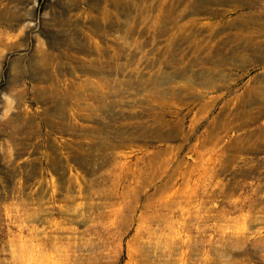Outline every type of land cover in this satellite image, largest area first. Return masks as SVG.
I'll list each match as a JSON object with an SVG mask.
<instances>
[{"label": "rangeland", "instance_id": "rangeland-1", "mask_svg": "<svg viewBox=\"0 0 264 264\" xmlns=\"http://www.w3.org/2000/svg\"><path fill=\"white\" fill-rule=\"evenodd\" d=\"M5 92L0 264H264V0H0Z\"/></svg>", "mask_w": 264, "mask_h": 264}, {"label": "bare ground", "instance_id": "bare-ground-1", "mask_svg": "<svg viewBox=\"0 0 264 264\" xmlns=\"http://www.w3.org/2000/svg\"><path fill=\"white\" fill-rule=\"evenodd\" d=\"M115 1H117V0H115ZM127 2V1H126ZM117 4V3H116ZM120 5V4H119ZM119 8L121 9H123L124 11H126V15H128V17L130 18L131 17V15H132V13H131V8L130 7H127V6H119ZM163 6H161V12H162V10H163ZM119 9V10H120ZM150 11V13H151V10H146V11H143L142 12V19H140L139 21L141 22H148L149 20H147V17L149 16V14H148V12ZM167 11H171V8L170 7H168L167 9H166V11L165 12H167ZM175 11V10H174ZM131 13V14H130ZM163 13H164V11H163ZM172 13V12H171ZM175 13V12H174ZM161 15V14H160ZM163 16V15H162ZM171 16L172 15H168V14H166V17L167 18H162L164 21H162V22H164V24L167 22V21H172V18H171ZM178 16V15H177ZM180 16V15H179ZM128 18V19H129ZM158 19V18H157ZM159 20H160V18H159ZM159 20H156V21H159ZM174 21H176V18L175 19H173ZM166 21V22H165ZM139 22V23H140ZM160 22V21H159ZM171 23H173V22H171ZM138 24V23H137ZM155 24V23H154ZM170 24V23H169ZM156 25V24H155ZM154 25V26H155ZM159 26V25H158ZM158 26H155L156 27V31L158 30L159 31V33L160 34H163V33H167V32H169L168 30V28H164V27H162L163 29H161V28H157ZM166 27V26H165ZM183 27V26H182ZM151 29V28H150ZM134 30V29H133ZM182 38H183V36H182ZM173 49V48H172ZM169 50H171V49H169ZM166 51V50H165ZM172 52H173V50H172ZM174 53V52H173ZM242 59V58H241ZM158 60L157 59H155V61H153V63H156ZM148 62V61H147ZM150 63H151V61H150ZM158 64H159V62H157ZM129 64V63H128ZM128 64H126V65H121L120 67H119V71L120 72H125L126 70H128ZM91 71H95V72H98V71H101V68L99 67V66H96V67H93V68H91L90 69ZM131 72H135V74H136V80L135 81H139L140 83H142V84H149V83H152V84H155V82H154V74L153 73H151L150 74V76L151 77H149V76H147L148 78H146L144 81L142 80V79H144L145 77H146V75H143V74H141V72H138V71H134L133 69L131 70ZM97 74V73H96ZM142 76H143V78H142ZM155 76H157V77H160V75L158 74V73H156V75ZM142 78V79H141ZM141 79V80H140ZM94 82H95V84H96V86H94L93 87V91H94V94H95V96L97 97V98H99L100 99V101L101 102H105V98L108 96V94H110L111 92H113L112 90H111V86L112 87H115L116 85H119L120 86V84L123 82L122 80H120V79H116V82L115 83H113L112 84V82H113V80L112 79H106V78H102V79H100V80H98V81H96V80H93ZM102 83V84H101ZM89 84H90V82H89ZM105 86H108L109 87V90L108 91H105V89H104V87ZM156 93V92H155ZM164 113H160V115H163ZM227 123H224V128L225 129H228L227 128ZM210 127V126H209ZM210 129H214V128H210ZM73 130V129H72ZM86 130V129H85ZM98 130H102V129H87V131H92V132H94V131H98ZM123 130V129H122ZM127 130V129H126ZM144 131L146 130H149V129H143ZM156 130H160V129H156ZM163 130V129H162ZM165 130V129H164ZM192 130V129H191ZM145 131V132H146ZM227 131V130H226ZM92 132H90V133H92ZM145 132H143V133H145ZM148 132V131H147ZM163 132V131H162ZM161 132V133H162ZM166 132V131H165ZM215 132V131H214ZM151 133V132H150ZM155 133V132H154ZM179 133H182L183 134V129H171V131H170V137H173V138H176L177 137V134H179ZM185 133V132H184ZM191 133H192V131H191ZM195 133V132H194ZM208 133V132H207ZM193 134V133H192ZM215 134V133H214ZM259 134H261V137H260V139H261V141H264V130H262V131H259ZM94 135V134H93ZM159 135V134H158ZM157 135V136H158ZM209 135V134H208ZM163 136V135H162ZM181 136V135H180ZM187 136V135H186ZM189 136V135H188ZM196 136V135H195ZM248 135H246V137H247ZM156 137V136H155ZM161 137V136H160ZM167 137V136H166ZM208 137V136H207ZM221 137H222V135H221ZM243 137V136H242ZM259 137V136H258ZM124 138V137H123ZM216 138V137H215ZM167 139H168V137H167ZM206 138L204 137V140H205ZM218 139H220L219 137H218ZM237 139V138H236ZM210 140V138H208L207 139V141H209ZM242 140V139H241ZM190 141V140H189ZM202 141V140H201ZM206 141V140H205ZM123 142V141H122ZM233 142V141H232ZM231 142V143H232ZM242 142V141H241ZM202 143V142H201ZM212 143V142H211ZM219 143V142H218ZM230 143V144H231ZM197 144V143H196ZM195 144V145H196ZM199 144V143H198ZM197 144V145H198ZM202 144H204V142L202 143ZM185 145V144H184ZM193 145V144H192ZM216 145H218V144H216ZM182 146V145H181ZM189 146V145H188ZM205 146V145H204ZM204 146H202V148L204 147ZM225 146V145H224ZM190 147H192V146H190ZM170 148V147H169ZM178 148V147H177ZM181 148V147H180ZM195 148H197L196 146H195ZM199 149H200V147H199ZM208 149H210V148H208ZM207 149V150H208ZM156 150V149H155ZM164 150V149H163ZM170 150V149H169ZM161 151H162V149H161ZM213 151V150H212ZM208 152V151H207ZM158 153V152H157ZM165 153V152H164ZM197 153V152H196ZM195 153V154H196ZM201 153V152H200ZM202 153H204V152H202ZM212 154V153H211ZM224 154V153H223ZM226 154V153H225ZM159 155H160V153H159ZM205 155V154H204ZM162 157V156H161ZM164 157H165V155H164ZM163 157V158H164ZM202 157H203V155H202ZM154 158V157H153ZM162 158V159H163ZM146 159V158H145ZM226 159V158H225ZM154 160V159H153ZM166 160V162H167V159H165ZM200 160H201V158H200ZM209 160H211V159H209ZM183 161V160H182ZM139 162V161H138ZM137 162V164H139ZM147 162V161H146ZM154 162V161H153ZM170 162V161H169ZM149 163H151V161L149 162ZM157 163V162H156ZM155 163V164H156ZM149 165V164H148ZM153 165V164H152ZM157 165V164H156ZM167 165V164H166ZM151 166V165H150ZM190 166V165H189ZM149 167V166H148ZM152 167H154V166H152ZM198 166H196V168H197ZM202 167V166H201ZM150 168V167H149ZM163 168V167H162ZM203 168H204V166H203ZM147 169V168H146ZM164 169V168H163ZM185 170V169H184ZM184 170H183V172H184ZM194 170V169H193ZM211 170V169H210ZM155 171V170H154ZM160 171V170H159ZM158 171V172H159ZM163 171V170H162ZM187 171H189V170H187ZM187 171H185V172H187ZM191 171V170H190ZM207 171V170H206ZM213 171V170H212ZM156 172H157V170H156ZM205 172V171H204ZM173 174V173H172ZM185 175H186V173H184ZM206 174V173H205ZM204 174V175H205ZM209 174V173H208ZM190 175V174H189ZM212 176V175H211ZM137 177V176H136ZM174 177H175V175H174ZM185 178L187 177V176H184ZM189 177V176H188ZM207 177V176H206ZM139 178V177H138ZM150 178V177H149ZM171 178V177H170ZM213 179V178H212ZM140 180V179H139ZM142 182H143V180H141ZM150 182H152V181H150ZM167 182V181H166ZM137 185H138V183H137ZM168 185V184H167ZM171 185V184H170ZM161 187V186H160ZM170 187V186H169ZM164 188H166V186L164 187ZM158 189H160V188H158ZM165 190V189H164ZM104 194V193H103ZM109 194V193H108ZM126 194H127V192H126ZM133 194V193H132ZM106 195V194H105ZM112 195V194H111ZM114 195H116V194H114ZM109 196V195H108ZM105 197H107V196H105ZM117 197V196H116ZM132 197V196H131ZM110 198V197H109ZM127 198V197H126ZM116 200V199H115ZM112 202V201H111ZM114 202V201H113ZM114 205V204H113ZM116 205V204H115ZM206 207V206H205ZM208 208H210V207H208ZM206 209V208H205ZM128 210V209H127ZM115 211V210H114ZM210 214V213H209ZM210 216H212V215H210ZM209 218V217H208ZM207 219V218H206ZM124 228V227H123ZM204 230V229H203ZM202 230V231H203ZM201 231V232H202ZM202 234V233H201ZM200 237V236H199ZM202 238V237H201ZM201 240V239H200Z\"/></svg>", "mask_w": 264, "mask_h": 264}, {"label": "clouds", "instance_id": "clouds-1", "mask_svg": "<svg viewBox=\"0 0 264 264\" xmlns=\"http://www.w3.org/2000/svg\"><path fill=\"white\" fill-rule=\"evenodd\" d=\"M0 99L4 100V101H9L11 102L13 105L15 104V100L11 97L10 93H0ZM13 111L15 110L14 107L12 109ZM11 113L9 112L8 109H4L3 112H0V121H3L5 119L8 118V116Z\"/></svg>", "mask_w": 264, "mask_h": 264}]
</instances>
